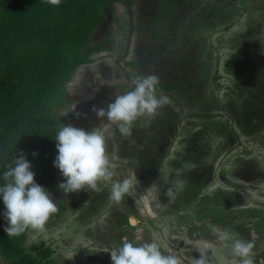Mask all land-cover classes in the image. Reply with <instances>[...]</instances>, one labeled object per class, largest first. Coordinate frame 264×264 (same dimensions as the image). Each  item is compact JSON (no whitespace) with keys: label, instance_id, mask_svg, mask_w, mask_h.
<instances>
[{"label":"trees","instance_id":"1","mask_svg":"<svg viewBox=\"0 0 264 264\" xmlns=\"http://www.w3.org/2000/svg\"><path fill=\"white\" fill-rule=\"evenodd\" d=\"M183 1L161 0L158 14L151 16L148 22L145 21V36L138 37L136 56L129 61L136 62L138 66L137 71L127 73L130 81L135 76L146 75L140 68L144 66L143 59L148 65L151 59V70L174 78L159 83L157 94L174 93L179 98L177 106L168 104L155 117L140 118L134 124V127L147 131V135L143 137V142L148 145L144 170L150 174L143 179L144 185L140 182L137 184L140 188L155 184L157 187L151 188L159 201L160 197L161 200L167 198L164 193L169 187H173V182L179 175L186 181L185 188L176 193L175 199L164 200L167 208L178 205L180 211L192 206L201 214L207 213L209 206L214 203L236 211L244 203V195L239 190L217 189L212 194L201 196L206 187L205 179L197 176L192 168H184V165L196 163L193 160L196 149H206L205 155H208L207 147L211 143L208 136L220 139V147L226 146L227 149L239 148L244 144L255 146L264 138L257 137L258 129H264V19H250L248 27L254 28L253 31L234 32L233 39L230 37L225 40L232 42L235 46L233 50L237 51L232 54L231 60L226 61V75L230 84L225 87L223 97H214L210 91L207 92L208 85L203 84L205 89L202 93L189 88L188 80L198 78L189 67L195 59L198 62L202 55L201 48L206 45L202 33L215 31L222 23L228 24L227 18L231 19L238 9L230 12L231 17L226 15L223 18L226 6L242 0H218L207 7L202 4L200 15L195 10L180 12L184 7ZM118 3L128 7L134 4V0H61L59 6L50 5L46 0H0V184L3 183V172L12 164L16 153L18 157L23 152L32 164L36 183L50 194L57 187L58 169L53 166L58 154L56 135L63 124L71 123L80 127V123L70 121L61 114V110L76 102L70 98L69 84L77 70L83 65L93 64L95 55L105 51L108 44L112 43L109 38L101 45L97 38L102 37L109 22L114 23L115 18L118 20ZM260 12L264 18V5ZM231 25L228 24V28ZM137 30L133 27L131 33ZM107 36H113V33L110 31ZM150 40L154 43L151 44ZM142 48L147 49L142 52ZM174 52L181 53L177 60ZM167 69L170 73L166 72ZM148 73L150 74L149 71ZM203 74H199V78ZM218 79L220 80L217 75L212 78L213 81ZM202 80L204 83V78ZM177 107H182L187 114L182 115ZM169 126H172L170 130L174 135L173 139L178 132L184 133V137L180 140L181 149L175 152L173 159L167 161L172 138L168 135L171 140L166 141L165 150L160 153L159 145L163 142L157 137V131H166ZM116 132L119 137L110 143L113 152L127 166L138 171L145 159L144 155L124 156L118 151L116 142L121 134L118 129ZM136 144L141 149L144 148L143 143L137 140ZM33 152L37 155L33 156ZM164 164L169 167L166 168ZM253 166L256 172H264L262 165L258 168L256 164ZM166 169H169V178L165 176ZM241 169L236 166L239 174L244 175L247 169ZM256 181L264 182V176L258 177ZM241 189L247 190L243 186ZM95 193L103 196L105 205L109 192L103 189ZM179 200H182L180 204ZM227 200L230 201L229 204L226 203ZM120 205L126 211L113 215L115 226L130 229V216L137 212L129 194L123 197ZM65 209L61 203L52 217L59 218ZM4 211L5 206L0 199V264H63L53 259L55 252L51 246H47V241L27 246L25 241L28 234L9 238L4 231ZM261 219L258 232L264 242V217ZM248 220H252L251 216H248ZM233 224L234 221H223L217 225L222 231L233 233ZM114 234L116 233H112ZM123 234L125 235V231L116 238L121 241ZM249 236L247 230L244 237ZM232 244L233 241L231 247ZM254 245L264 252L262 242H254ZM101 256L104 259L102 262H111L108 256Z\"/></svg>","mask_w":264,"mask_h":264},{"label":"rangeland","instance_id":"2","mask_svg":"<svg viewBox=\"0 0 264 264\" xmlns=\"http://www.w3.org/2000/svg\"><path fill=\"white\" fill-rule=\"evenodd\" d=\"M216 1L218 0H184L182 3L184 7L180 12L189 13L195 10V13L200 15L202 4L207 7L209 4L216 3ZM141 4L140 1H137L135 9L141 8ZM237 5L239 8H237ZM263 5L264 0L236 1L231 6H226V13L223 16V18L226 15L230 16V12L233 9H238L231 19L227 18L228 21L226 22L230 25L232 24L230 28H228V24L222 23L218 25L215 31H205L202 33L206 45L201 48L202 55L199 57L198 62H196V59L194 62L192 61V66L189 68L193 75L195 73L197 74L198 78L199 74H204L199 78L201 82L198 78L188 80L189 82L187 84L191 90L202 93L205 86L208 85L207 92L210 91L212 96H224L225 87L230 84L227 79L228 76L226 75L228 73L226 72V61L231 60L232 54L237 51L233 50L235 46L232 42H225V40L230 37L233 39L234 32L253 31L254 28L251 26L250 28L248 27V22L252 18L254 21L262 18L263 21L264 18L260 12ZM117 10L120 12V14H117L118 20L115 18L114 23L109 22V25L106 26L107 28L105 30V27L103 28L104 32L102 37L97 38L101 45L109 38L112 40V43L110 42L108 44L105 51L95 55V62L93 64L82 66L75 73L69 84V91L71 92L70 98L74 102L76 101L77 112H79L77 108H82V105L86 101L94 102L97 108L106 107L111 102L110 97L123 94L131 89L130 79L121 77V74L131 72V70L137 71V63H129V61L136 56L138 37L145 36V21L148 22L150 16L158 13L155 11V5H153L150 9L152 13L143 10L140 16L131 19L128 17L129 15L127 17L125 16L127 9L121 4L117 5ZM111 20H114V18ZM168 24H170L169 21ZM131 26L138 29L133 34L131 33ZM226 29H228V32H226ZM110 31L113 33V36L108 37L107 33ZM100 33L101 31L98 32V34ZM150 41L151 44L154 43L153 40ZM146 49L142 48V52H145ZM161 50L163 49L161 48ZM180 54H175V60L178 59ZM188 59L191 61V57ZM143 63L144 66L140 68L141 72L148 75L149 71L151 75H156L159 78V83H165L174 79L163 72L158 74L156 71L151 70V59H149L150 66L144 59ZM199 64H202V66L199 67ZM108 66L116 73L114 77L112 73L107 74V76L102 74V68L104 69ZM96 74L98 75L95 76ZM215 75L220 80L213 81L212 78ZM98 76L99 78H94ZM121 78L124 80V83L128 81V85L125 84L127 85L126 87L119 85ZM202 78H204V83L202 82ZM91 81L95 83L92 84ZM86 82L91 86V90L89 91L85 88L81 89V84ZM164 95L170 98L171 105L177 106L178 96H174V93H164ZM174 97L177 98L175 99ZM72 106L68 105L65 107L61 110V114L63 116L65 115L70 121L74 120L77 124L80 123V127L86 130H91V128L100 125L101 121L96 118L94 113L88 114L87 118L82 116L80 119H76L74 113H69ZM177 108L182 115L187 114L182 107ZM81 110L85 113L84 107ZM171 127H167L166 131H157V137L163 142L162 145L161 143L159 145L160 153L164 152L166 141L170 142L171 140L168 139V135L172 138L173 143L167 156V161L173 159L175 152L181 149L180 140L184 137V133L178 132V137L176 136L173 139L174 135L172 130H170ZM116 129L115 126H112L108 130L107 149L117 163L115 171L118 175L113 179H122L124 176L135 177V187L129 196L137 213H132L130 216L131 228L125 229L115 226V217L113 215L126 211L120 203L117 205L107 199L104 205L103 196L94 191L88 192L81 190L79 192L63 193L58 185L64 181V178L58 170L57 187H55L56 189L51 193V196L56 202L58 209L61 203L64 204L66 207L65 212L57 219H54L52 216L50 217L46 224V233L44 235L37 236L35 234H28L25 244L30 246L47 241V246H51L55 252L53 259L63 264H111L109 261L108 263L102 262L104 259H102L101 255L110 258V254L104 251L111 247L119 246L120 241L116 236L119 238L125 231V235L123 234L124 236H122L136 243L155 239L163 251L170 250L178 255L181 258L182 264H190L191 257H198L199 254L196 248L199 244H204L209 247L210 264H231V261L234 259L231 242H234L235 239L252 240L251 236L257 235V225H259L260 219L264 217V182L259 183L256 181L258 177L264 176V172H256L253 166V164H256L257 168L261 167V165L264 167V138L255 146L244 144L239 148L233 147L227 149L226 146L220 147V139H216L214 136H208L211 142L209 147H207L209 151L208 155H205L206 149H196L193 152V156L195 157L193 160L196 163H191V165H195L192 167V170L197 176H203L206 181V187L201 192V196L206 193L212 194L217 189L229 191L239 190V193L244 195V203L238 206L239 208L237 209L235 207L236 211L213 203L209 206L210 210L207 213L201 212V214H198L192 206L188 210L180 209V211H178V205H172L167 208L163 202L168 199L163 198L162 201L160 197L158 201L154 189L151 188L153 186L140 188L136 181L144 185L145 181L143 179L146 175H150L144 170L147 161L146 153H148V145L143 142V137L147 135V131L133 126L130 136L124 137L121 135L116 142L118 151L124 156L128 154L144 155L145 159L141 162L140 168L137 171L127 166L125 161L120 159L115 151L113 152L110 143L113 142V139L119 137L117 136L119 134H117ZM257 134V137L260 139L261 136H264V129H258ZM136 140L139 143H143L144 148L141 149L136 144ZM190 161L192 162V158ZM164 166L166 168L169 167L167 164H164ZM236 166H240L242 168L241 170L246 168L247 172L244 175L239 174ZM165 172V176L169 178L171 176L169 169H166ZM241 186L247 190L244 191L241 189ZM100 187L102 190L106 189L109 192L111 184L101 181ZM181 202L182 200H179L178 204ZM226 203L229 204L230 201L227 200ZM157 204L160 207H157ZM248 216H251L252 220L250 222ZM131 219H135L134 223H131ZM223 221H234L232 225L233 230L231 231L233 233H229L232 239L227 241H220L216 233L217 229L222 230L217 224ZM247 230L250 232V236L245 238L244 234ZM112 233L116 234L112 235ZM225 257H227V262L223 260ZM252 258L254 262L257 261L256 255Z\"/></svg>","mask_w":264,"mask_h":264},{"label":"clouds","instance_id":"3","mask_svg":"<svg viewBox=\"0 0 264 264\" xmlns=\"http://www.w3.org/2000/svg\"><path fill=\"white\" fill-rule=\"evenodd\" d=\"M46 2L59 6L61 0ZM158 84L159 78L156 75L135 76L131 80L130 90L110 97L111 102L106 107L94 106L91 109L101 121L98 127L86 130L71 123L62 125L55 138L58 154L53 166L64 178L58 185L63 193L81 190L99 192L102 190L100 182L103 181L111 184L108 199L118 205L125 195L132 192L135 177L113 179L118 175L115 171L117 163L108 152L107 134L115 126L122 136L128 137L138 119L155 117L160 109L170 104L171 100L167 95L157 94ZM69 113H74L76 119L82 116L87 118V114L76 111V105L72 106ZM32 155L36 156L37 153L33 152ZM194 166L185 163L184 168L191 169ZM35 175L32 164L23 152L18 157L16 153L12 164L2 174L0 199L5 206L4 231L9 238L25 234L44 235L47 222L58 211L50 192L36 183ZM185 185L186 181L178 175L173 187H169L164 195L175 199L176 193L183 191ZM153 187L157 186L153 184ZM157 207L160 205L157 204ZM216 233L220 241L232 239L227 231L217 229ZM254 246L252 240L235 239L232 244L234 259L231 264H254ZM196 251L199 255L191 257L190 264H210V249L207 245H197ZM104 252L110 254L111 264H182L178 255L170 250L163 251L155 239L136 243L123 237L119 246Z\"/></svg>","mask_w":264,"mask_h":264},{"label":"flooded vegetation","instance_id":"4","mask_svg":"<svg viewBox=\"0 0 264 264\" xmlns=\"http://www.w3.org/2000/svg\"><path fill=\"white\" fill-rule=\"evenodd\" d=\"M137 1H140L142 4H141V8H140V10H138L139 8H136L135 9V4H136V2ZM161 2V0H154V2L153 1H151V0H134V4L132 5V6H128V7H125L122 3H118V4H121L122 6H124L126 9H127V11L125 12V16L127 17L128 15V17L129 18H131V19H135V17H137V16H140V14L143 12V10H147V12L148 13H152V11L150 10L151 9V7L153 6V5H155V11L158 13V9H159V5L161 4L160 3ZM118 4H116V9H117V5ZM117 14H120V12H118V10H117ZM155 15V14H154ZM154 15H152V16H154ZM151 18V16L149 17V19ZM142 19V18H141ZM142 20H144V19H142ZM132 29H133V26H131V31H132ZM89 65H91V64H89ZM83 66H85V65H83ZM87 66V65H86ZM78 71V70H77ZM168 71V69L166 70V72ZM110 73H112V76L114 77L115 76V72H113V69L112 68H110V66H108V67H105L104 69L102 68V74L104 75V76H107V74H110ZM127 73H129V72H126V73H122L121 74V77H123V78H129V77H127ZM98 74H96L95 76H97ZM118 75H119V73H118ZM94 78H99V76L98 77H94ZM97 81V80H96ZM91 83L93 84V83H95L94 81H91ZM125 84H127L128 85V81L126 82V83H124V80L121 78V82H120V84L119 85H125ZM83 88H85V89H87L88 91L89 90H91V86H90V84L89 83H82L81 84V89H83ZM76 104V103H75ZM97 107V105L94 103V102H90V101H86L85 102V104H83L82 105V108L84 107V112H85V114H93V112L91 111V109L93 108V107ZM82 108H77L78 109V111L79 112H81V113H83L82 112ZM226 191H228V190H226ZM57 197H59V196H57ZM258 226V231H259V225H257ZM250 233V232H249ZM250 235V234H249ZM251 239H252V241L253 242H255V243H257L258 241H260V242H262L263 244H264V242H263V239H262V237H261V235H260V233L258 232L257 233V235L256 236H251ZM229 249V248H228ZM227 249V250H228ZM263 251L261 252V250L260 249H258V247H257V245L256 246H254V248H253V256L254 255H256V262H254V264H264V258H263ZM252 256V257H253ZM227 257H225V258H223V260L225 261V262H227V259H226ZM253 259V258H252ZM254 261V260H253Z\"/></svg>","mask_w":264,"mask_h":264},{"label":"water","instance_id":"5","mask_svg":"<svg viewBox=\"0 0 264 264\" xmlns=\"http://www.w3.org/2000/svg\"><path fill=\"white\" fill-rule=\"evenodd\" d=\"M134 220H135V219H131V223H132V222L134 223Z\"/></svg>","mask_w":264,"mask_h":264}]
</instances>
